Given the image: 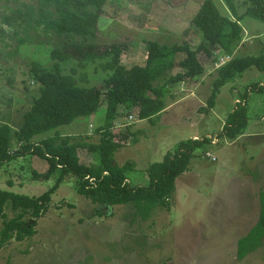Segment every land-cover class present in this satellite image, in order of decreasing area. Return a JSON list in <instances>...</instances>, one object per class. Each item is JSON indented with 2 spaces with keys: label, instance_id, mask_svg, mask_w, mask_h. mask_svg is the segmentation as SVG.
<instances>
[{
  "label": "rangeland",
  "instance_id": "obj_1",
  "mask_svg": "<svg viewBox=\"0 0 264 264\" xmlns=\"http://www.w3.org/2000/svg\"><path fill=\"white\" fill-rule=\"evenodd\" d=\"M202 1L111 0L100 17L95 41L125 42L122 60L127 66L145 63L148 40L197 47L203 34L191 16ZM38 6V0H0V123L9 121L14 127L21 124L23 112L38 94L29 64L37 60L49 66V51L65 41L28 16L32 7L38 16ZM240 24L252 42L236 48L231 56L264 51V21L246 15ZM218 51L215 56L222 53ZM200 56L206 68L202 75L170 87L167 106L156 124L135 115L127 121L130 137L122 140L115 154L120 165L127 160L135 163L128 174L132 184H142L148 182L146 167L163 160L181 140L212 139L195 150L188 169L177 178L171 207L157 206L143 218L130 205L95 203L78 191V177L69 175L52 193L49 209L37 219L36 234L21 241L12 238L0 248V264H264V237L244 258L237 254L239 238L259 220L264 191V174L246 171L254 163L261 164L253 171L264 170V92L250 91V86L264 83V71L251 67L237 75L222 87L215 107L202 110L217 67L204 52ZM105 61L73 59L64 67L66 72L74 71L80 85L101 86L110 72L103 68ZM246 92H252L248 130L262 136L245 137L234 145L218 134L236 106L235 98ZM106 106L103 102L96 114L78 117L36 139L59 131L96 142L100 136L95 128L104 123ZM117 120L116 130L118 122L127 118ZM137 131L139 140L134 142L132 133ZM12 146L21 148L16 140ZM79 156L86 165L96 161L85 148L79 149ZM48 167L44 158L26 153L0 167V188L39 196L56 181L57 174L35 179V172ZM5 211L7 218L17 214L10 206Z\"/></svg>",
  "mask_w": 264,
  "mask_h": 264
},
{
  "label": "trees",
  "instance_id": "obj_2",
  "mask_svg": "<svg viewBox=\"0 0 264 264\" xmlns=\"http://www.w3.org/2000/svg\"><path fill=\"white\" fill-rule=\"evenodd\" d=\"M224 1L230 14L222 12L217 0L200 3L192 18L203 34L197 47L188 42L170 45L148 40L145 63L132 66L122 60L125 42L101 45L95 41L100 17L111 0H38V16L36 8L27 9L28 16L36 18L37 24L45 23L47 29L65 37V41L49 51V66L37 60L29 64L30 78L38 84V94L23 112L19 126L14 127L9 121L0 123V167L26 153H33L49 165L46 171L35 172V179L57 176L54 185L39 196L0 188V219L3 220L0 248L12 238L21 241L36 234L37 219L49 209L52 193L69 175L78 177V191L95 203L130 205L143 218H148L157 206L171 207L177 178L188 169L195 150L212 139L181 140L163 160L146 167L148 182L142 184H132L128 174L135 163L127 160L120 165L115 154L123 146L122 140L130 137L129 115L156 124L167 106L170 87L194 81L205 71L202 52L210 59L215 50L232 54L243 37L240 20L250 15L264 21V0ZM73 59L80 62L105 59L103 68L110 72L101 86L80 85L74 71L66 72L64 67ZM251 67L264 71V51L257 55L233 56L218 66L211 81L207 106L202 110H211L222 87ZM252 87V90L264 92V85ZM248 96L246 92L245 100ZM103 102L107 103V108L104 123L95 128L100 136L98 141L63 135L59 131L36 139L37 135L70 124L78 117L96 114ZM118 117L127 120L118 122L116 130ZM247 125L248 106L240 102L229 113L218 136L236 138ZM138 133H132L134 142L139 140ZM15 140L21 148L12 146ZM80 148L94 154L96 161L89 165L82 163ZM260 198L259 220L238 240L237 254L241 259L255 250L264 237V191ZM8 206L17 211L12 218H7Z\"/></svg>",
  "mask_w": 264,
  "mask_h": 264
},
{
  "label": "crops",
  "instance_id": "obj_3",
  "mask_svg": "<svg viewBox=\"0 0 264 264\" xmlns=\"http://www.w3.org/2000/svg\"><path fill=\"white\" fill-rule=\"evenodd\" d=\"M217 3L219 4V7H220V9L223 7L224 9H225V12H223V13H225V14H230V10H229V8H228V6H227V4L225 3V1L224 0H217ZM194 17V16H193ZM192 16H191V18H193ZM244 28V27H243ZM248 40V38H246L245 36H244V32H243V37H242V39H241V41H239L238 42V44L236 45V47L234 48V52L232 53V54H229V53H226V52H223V51H220V52H222V53H218L219 54V56H215V55H213L212 56V58H215L214 60H213V62H214V64L216 63V67H218V66H220L221 64H223V63H221L220 62V57H226L227 55H229L230 56V59L233 57V56H231V55H234V53H235V49L236 48H238V47H246V46H250L251 45V42L252 41H247ZM218 50H215L214 51V53L215 52H217ZM219 52V51H218ZM261 85H264V83H260ZM212 87V84L210 85V88ZM209 88V89H210ZM235 88V87H234ZM252 89H253V87L252 86H250V91H252ZM196 90V89H195ZM195 90H193V92L195 93L196 91ZM210 92H211V90H210ZM252 94V92H250V94H249V96ZM219 96V95H218ZM248 96V99L247 100H245V98L244 97H236L235 98V104H236V106L233 108V110L238 106V104L240 103V102H242L243 104H246L247 106H248V103H249V97ZM215 107V106H214ZM213 107V108H214ZM212 108V109H213ZM232 110V111H233ZM231 111V112H232ZM227 117H228V115H227ZM227 119V118H226ZM226 121V120H225ZM225 123V122H224ZM224 123H222V127H221V130H222V128H223V126H224ZM248 126H249V106H248V125H247V127L245 128V130H244V132L243 133H241V134H239L236 138H228V137H225V136H223V138L225 139V140H228L229 141V143H231V144H234V145H236V144H238L239 142H240V140L242 139V138H245V137H252L253 135H259V137L260 136H262V135H260L259 133L258 134H256V132H250L248 129ZM220 130V131H221ZM258 137V138H259ZM214 139V138H213ZM220 138H217V140H219ZM255 164V163H254ZM254 164L251 166V167H249V168H247V172H248V175H250V174H256V173H259L258 174V176L259 175H261V174H264V170L262 169H260V171H258V170H256V171H253L252 170V168H256V169H259V165L261 164V163H258L257 164V166H254ZM250 178V177H249Z\"/></svg>",
  "mask_w": 264,
  "mask_h": 264
},
{
  "label": "built area",
  "instance_id": "obj_4",
  "mask_svg": "<svg viewBox=\"0 0 264 264\" xmlns=\"http://www.w3.org/2000/svg\"><path fill=\"white\" fill-rule=\"evenodd\" d=\"M228 60H230V56H229V55H227L226 57H223V56L220 57V62H221V63H225V62L228 61ZM133 119H134V116H133V115H129V116H128V121H129V122L133 121ZM206 154L209 155V156H212L213 159L215 158V156H213V154H212L211 151H207Z\"/></svg>",
  "mask_w": 264,
  "mask_h": 264
}]
</instances>
